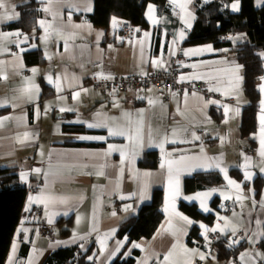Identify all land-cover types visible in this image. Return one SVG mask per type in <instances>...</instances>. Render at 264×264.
I'll use <instances>...</instances> for the list:
<instances>
[{
	"label": "crops",
	"instance_id": "1",
	"mask_svg": "<svg viewBox=\"0 0 264 264\" xmlns=\"http://www.w3.org/2000/svg\"><path fill=\"white\" fill-rule=\"evenodd\" d=\"M213 1L191 0L187 4L191 16L171 0L163 9L149 3L145 10L148 26L132 24L130 33L124 34L120 26L127 20L114 17L115 26L112 19L108 27L94 24V0H6L7 8L0 9V15L7 11L19 13V17L0 22V33L5 34L0 36V170L17 173L18 186L28 191L25 209H29H24L6 264L10 256L12 264H44L56 250L74 246L91 249L94 264H111L127 246L128 238L118 236L119 228L152 201L157 189L163 191L164 217L151 238L135 240L126 249L125 256L139 251L135 264H264V157L260 155L259 119L264 77L259 85L255 144L250 145L241 135L242 115L249 101L242 88L243 67L234 52L209 42L187 44L199 9ZM32 2L39 14L23 17L21 9ZM234 2H223L222 9L239 12L241 2L239 11H233ZM255 4L261 7L264 0H255ZM149 6L154 9L156 23L149 19ZM16 32L21 35H14ZM208 46L212 51H195ZM186 51L191 54L185 55ZM29 52H39L41 62L29 64ZM174 66L184 84L209 81L210 86L202 92L173 95L165 102L166 89L103 92L89 83L99 74L146 75L151 70L168 72ZM25 88L32 89L31 98L22 94ZM76 93L78 98H74ZM141 120L140 142L108 135V127H125L134 135ZM90 123L108 127L89 128ZM82 136L105 139H80ZM109 145L122 149L125 155L109 153ZM249 146L255 147L252 155L247 153ZM148 152L159 156L155 167L140 164ZM181 158L187 164L206 166L191 171L181 166L179 171L175 211L188 217L191 224L171 214L170 207L165 211L170 194L168 163ZM220 169L226 171L227 179ZM211 171L220 174L221 184L186 190V179ZM229 180L235 183L230 185ZM197 193H210L203 198L209 211L201 208L200 200L185 199ZM29 197H33L31 204ZM183 204L212 215L213 222L195 218ZM227 204L230 209L223 213ZM43 221L51 224L52 237L38 233ZM201 225L219 228L208 231L205 238ZM194 227L199 230V240L192 238L191 243ZM225 237L245 241L247 248L236 259L221 261L212 243ZM184 249L195 254H186ZM170 251L172 255L165 261Z\"/></svg>",
	"mask_w": 264,
	"mask_h": 264
},
{
	"label": "trees",
	"instance_id": "2",
	"mask_svg": "<svg viewBox=\"0 0 264 264\" xmlns=\"http://www.w3.org/2000/svg\"><path fill=\"white\" fill-rule=\"evenodd\" d=\"M168 0H94L95 11L91 16L95 25L108 27L114 17L129 21L136 26L146 28L145 10L149 3L157 4L161 9ZM229 0H215L198 11V20L190 33L187 44L213 43L219 48L231 49L237 61L243 67V92L248 98L241 121V135L247 138L250 145L255 144L253 134L257 130V112L260 107V80L264 77V4L257 7L255 0H240L239 12L232 13L223 10V2ZM36 2L23 7L22 16L28 17L39 14ZM224 36H227L224 39ZM237 36L243 41L236 42ZM29 64L41 62L39 52L26 54ZM159 162L156 152H148L141 161L144 167H155ZM222 177L218 172H202L186 179L187 191L204 189L221 184ZM17 173L11 169L0 170V264H6L8 252L14 233L21 222L25 209L28 191L18 186ZM163 191L157 189L153 193L152 201L143 205L138 214L123 224L118 230L120 238L127 237V246L118 254L111 264H135L139 255L133 250L131 255H124L128 246L135 240L151 238L158 229L164 217L162 205ZM215 204V203H214ZM216 205V204H215ZM187 212L195 218L208 223L213 222V216H205L194 205L183 204ZM199 230H191L189 241L192 238L199 240ZM216 257L221 261L236 259L246 248L245 241L233 242L231 238H220L212 243ZM264 249V240L261 243ZM91 249L83 251L74 246L61 248L53 252L44 264H94L90 260Z\"/></svg>",
	"mask_w": 264,
	"mask_h": 264
},
{
	"label": "snow or ice",
	"instance_id": "3",
	"mask_svg": "<svg viewBox=\"0 0 264 264\" xmlns=\"http://www.w3.org/2000/svg\"><path fill=\"white\" fill-rule=\"evenodd\" d=\"M49 2L51 3V0H49ZM171 2L176 5L177 7H179L181 9V11L186 12L188 16H191L190 12H187V4L191 2V0H185V2L181 3L179 2V0H171ZM205 2H207V0H205ZM7 8V4H6V0H0V9H6ZM231 8L233 11H239V0H235V2L231 5ZM89 11L91 9H88ZM44 11H50V8H45ZM154 9L149 6V19H151L153 21V23H156V20L154 19L152 13H153ZM19 17V13H9L7 11H5L2 15H0V22H3L5 20H12V19H17ZM70 18V17H69ZM182 19H184V17H181ZM185 23L187 24L188 27H191V24L188 22L187 19H185ZM45 21L41 20L40 21V25L44 26ZM116 24V20L115 18H113V25L115 26ZM49 27H51V25H49ZM137 31H139L137 29ZM45 32H47V28H45ZM5 34L0 33V36H4ZM14 35L16 36H20L21 34L19 32L14 33ZM100 35H103V33H100ZM149 34L145 33V36L147 37ZM184 33L181 32L180 36L181 38H183ZM196 52H200V51H212L211 46H208L206 49H198L195 50ZM185 55H189L191 54V51H186L184 53ZM154 64L158 63L157 61L153 62ZM36 69H33V72H35ZM102 78L104 79H110V76H103ZM237 79L239 80L240 78L237 77ZM51 78H49V83H51ZM59 84H57V88L59 90ZM212 90V89H210ZM218 90V89H217ZM84 91H87L86 89ZM261 91H264V85L261 86ZM31 93H32V89L31 88H25L22 90V94L25 96H28V98H31ZM79 93H76L74 95V98H78ZM149 103L151 104L152 101L150 100ZM0 106H3V104H0ZM61 111H64V109H61ZM3 119H9L7 117L3 118ZM260 155L262 157H264V101H261V115H260ZM131 124V122L129 121V125ZM0 125H2V119H0ZM89 128H93V127H108L107 124H95V123H90L88 124ZM142 134H143V121H139L137 123V127L135 128V132L134 135H130L129 134V129L125 128V127H108V135L109 136H127L129 140H134L135 142H140L142 141ZM175 134V133H174ZM28 134L26 133L25 136H27ZM195 139H199L198 136L194 137ZM80 139H105L104 137H86V136H82L80 137ZM175 142V141H173ZM133 147L135 148V143L133 145ZM111 151H120L121 152V156L123 157L125 155L124 151L122 149H116L114 146L109 145V153ZM247 159V158H246ZM174 165L176 166L175 168V175H174ZM181 166L189 171L194 170L195 168H205L206 166L204 164H197V165H192V164H187L184 161V158H181L180 161H169L168 163V176H169V188H170V194L168 197V206H166L165 211H169V207L171 208V214L178 216L180 218V220L185 221L188 224H191L192 221L188 219V217L181 215L180 213L175 211V205H174V201L175 199L180 195V188H179V171L181 170ZM161 167H164V164L161 165ZM215 167H219L218 164L215 165ZM221 171H225L224 169H220ZM37 172H39V169L36 170ZM22 179H25L26 177L24 176V174H22ZM225 178L227 179V174L225 171ZM248 178L247 174H246V179ZM228 183L230 185H233L235 182L229 180ZM237 188H239V185H235ZM208 195H210V193H197L195 196L193 197H185V199H189V200H200L201 201V208L204 211H209V209L205 206L204 204V197H207ZM226 199L230 198V197H225ZM37 201L39 202H43L40 201V198L37 197L36 198ZM33 202V197H29V204H31ZM50 202H56V201H50ZM60 203H63L64 201L61 200L59 201ZM29 209L26 208L25 211H28ZM260 221H257V224H259ZM202 228H205L204 225H201ZM219 228V226H217V228H212V229H207L205 228L204 231V235L205 238H207V232L208 231H217V229ZM236 229H233V233H235ZM261 235H264V233H261ZM134 247H140L139 244H134ZM176 245H173V248H175ZM119 249H117L118 251ZM16 251V244L14 243L12 246V252L15 253ZM186 254L189 255H194L195 252H189L188 249H184ZM172 255V252L170 251L168 253V255H166L164 257L165 261L169 260V257ZM243 259V256L241 257ZM264 258V257H262ZM91 259V257H90ZM200 259L203 260L205 259L204 254H200ZM12 260L13 257H9V261L8 264H12ZM188 264H191V261H188Z\"/></svg>",
	"mask_w": 264,
	"mask_h": 264
},
{
	"label": "built area",
	"instance_id": "4",
	"mask_svg": "<svg viewBox=\"0 0 264 264\" xmlns=\"http://www.w3.org/2000/svg\"><path fill=\"white\" fill-rule=\"evenodd\" d=\"M169 6V3H166V7ZM133 25L129 21H124L120 26V29L124 34H129L132 30ZM227 36H224L226 39ZM104 74H99L90 78V85L97 87L103 92H134L142 88L155 87L157 89H166L168 93L162 97V100L165 102H170L173 95L176 94H186L189 92H202L208 89L210 86L209 81H195L192 84H184L179 78L177 68L174 66L168 72H161L156 70H151L146 75H129V76H117L112 75L110 79H104ZM255 152L254 146H249L247 148V153L252 155ZM230 206L227 204L223 209V213L228 212ZM38 233L40 235L52 237L53 229L51 224L46 221L41 222ZM241 238H244V234L240 235ZM199 264H203V261H200Z\"/></svg>",
	"mask_w": 264,
	"mask_h": 264
},
{
	"label": "water",
	"instance_id": "5",
	"mask_svg": "<svg viewBox=\"0 0 264 264\" xmlns=\"http://www.w3.org/2000/svg\"><path fill=\"white\" fill-rule=\"evenodd\" d=\"M236 42H241L242 41V37L241 36H237L234 39Z\"/></svg>",
	"mask_w": 264,
	"mask_h": 264
}]
</instances>
